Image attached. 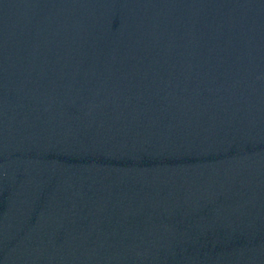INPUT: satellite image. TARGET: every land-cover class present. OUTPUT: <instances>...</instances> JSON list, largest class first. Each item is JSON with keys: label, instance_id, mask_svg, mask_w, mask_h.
Listing matches in <instances>:
<instances>
[{"label": "water", "instance_id": "95a60500", "mask_svg": "<svg viewBox=\"0 0 264 264\" xmlns=\"http://www.w3.org/2000/svg\"><path fill=\"white\" fill-rule=\"evenodd\" d=\"M0 264H264V73L221 0H0Z\"/></svg>", "mask_w": 264, "mask_h": 264}]
</instances>
